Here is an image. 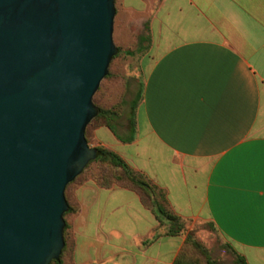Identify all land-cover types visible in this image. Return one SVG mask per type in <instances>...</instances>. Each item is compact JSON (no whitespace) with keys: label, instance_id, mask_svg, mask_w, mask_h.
I'll return each mask as SVG.
<instances>
[{"label":"crops","instance_id":"obj_1","mask_svg":"<svg viewBox=\"0 0 264 264\" xmlns=\"http://www.w3.org/2000/svg\"><path fill=\"white\" fill-rule=\"evenodd\" d=\"M117 8L125 28L141 32L129 49L141 97L96 128L90 146L163 190L191 230L211 237V229L221 264H236L234 253L264 264V0H118ZM74 198L64 264H174L180 255L187 236H167L136 192L87 181Z\"/></svg>","mask_w":264,"mask_h":264},{"label":"water","instance_id":"obj_2","mask_svg":"<svg viewBox=\"0 0 264 264\" xmlns=\"http://www.w3.org/2000/svg\"><path fill=\"white\" fill-rule=\"evenodd\" d=\"M115 18L116 0H0V264L60 260Z\"/></svg>","mask_w":264,"mask_h":264},{"label":"trees","instance_id":"obj_3","mask_svg":"<svg viewBox=\"0 0 264 264\" xmlns=\"http://www.w3.org/2000/svg\"><path fill=\"white\" fill-rule=\"evenodd\" d=\"M117 3L118 0H116V16L118 15ZM130 54L131 55L128 56V53H125L124 49L118 47V53L113 58V61L120 55L128 57H133L135 55L133 51H130ZM108 76L105 79H107ZM95 97L94 104L99 109V114L86 128L85 137L89 145L92 142V134L96 128L105 125L111 127V121L121 116V109L119 106H99L95 102ZM89 130L91 132L90 136H88ZM94 149L97 152L96 159L90 162L84 172L66 188L65 197L69 206V211L64 216L66 222V228L64 231L65 248L62 252L60 260L53 261L51 264H64L65 257L71 250L69 220L72 216L78 213L79 209L74 198L75 189L73 190L71 199L67 196V190L91 168H95L93 177L79 183L77 186L82 185L87 181H93L103 188H112L116 186L134 191L141 197L143 203L156 214L159 223L165 227L167 236H187L183 249L174 264H221L218 260H213L209 256L207 247L195 238L192 232L187 231L189 222L183 220L171 211L166 199V194L163 190H161L144 175L133 170L118 154L113 151L104 147ZM67 217H69V220H67ZM230 250L232 249L230 248ZM234 254L236 256L237 264H246L243 258L239 257L236 253Z\"/></svg>","mask_w":264,"mask_h":264},{"label":"rangeland","instance_id":"obj_4","mask_svg":"<svg viewBox=\"0 0 264 264\" xmlns=\"http://www.w3.org/2000/svg\"><path fill=\"white\" fill-rule=\"evenodd\" d=\"M125 27L123 16L118 14L115 18L114 42L117 47L124 49L125 53H128L129 56L131 55L130 50H136V42H138L141 32L133 29L127 30ZM137 53H139V51H137ZM128 56L120 55L112 62L109 73L110 75L102 82L95 97V102L99 106H119L121 109V117L127 116L130 113L131 104L136 103L134 102L135 98L139 99L141 97L143 86V77L137 72L138 63L136 58ZM138 99L135 100L138 101ZM90 135L91 132L89 130L88 136ZM94 171L95 168H91L76 183L68 188V198L71 199L73 190L79 183L93 177ZM67 220H69V217H67ZM191 226L192 224L189 223L187 231L192 232L195 238L207 247L209 256L213 260H216L219 256V242L213 237L211 229H209L211 237H208L206 234H203V231H200L201 229L199 230L198 225H194L192 230ZM205 232H208V229H205ZM225 264L234 263L228 260Z\"/></svg>","mask_w":264,"mask_h":264}]
</instances>
